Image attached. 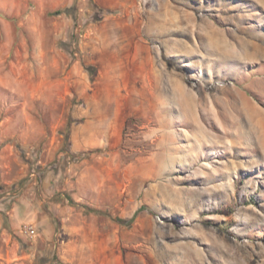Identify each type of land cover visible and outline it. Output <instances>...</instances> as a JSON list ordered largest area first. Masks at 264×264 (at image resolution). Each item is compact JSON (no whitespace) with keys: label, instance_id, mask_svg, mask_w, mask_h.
<instances>
[{"label":"rangeland","instance_id":"374dc122","mask_svg":"<svg viewBox=\"0 0 264 264\" xmlns=\"http://www.w3.org/2000/svg\"><path fill=\"white\" fill-rule=\"evenodd\" d=\"M0 264H264V0H0Z\"/></svg>","mask_w":264,"mask_h":264},{"label":"built area","instance_id":"2783aa9c","mask_svg":"<svg viewBox=\"0 0 264 264\" xmlns=\"http://www.w3.org/2000/svg\"><path fill=\"white\" fill-rule=\"evenodd\" d=\"M23 231L25 234H27L29 237H33L35 235V230L32 226L26 225L23 227Z\"/></svg>","mask_w":264,"mask_h":264},{"label":"crops","instance_id":"0c3cea01","mask_svg":"<svg viewBox=\"0 0 264 264\" xmlns=\"http://www.w3.org/2000/svg\"><path fill=\"white\" fill-rule=\"evenodd\" d=\"M96 133L98 134V129H97V130L95 129V131L92 130V131H91V137L94 138V137L97 135ZM33 228H34V227H33ZM34 230H35V228H34ZM35 232H36V230H35ZM35 234H36V233H35Z\"/></svg>","mask_w":264,"mask_h":264},{"label":"trees","instance_id":"16d2710c","mask_svg":"<svg viewBox=\"0 0 264 264\" xmlns=\"http://www.w3.org/2000/svg\"><path fill=\"white\" fill-rule=\"evenodd\" d=\"M133 220V218H131L129 221H127V223H131ZM119 223H126L124 220H118Z\"/></svg>","mask_w":264,"mask_h":264}]
</instances>
